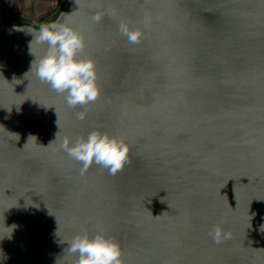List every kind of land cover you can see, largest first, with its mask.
Returning a JSON list of instances; mask_svg holds the SVG:
<instances>
[{
    "label": "water",
    "instance_id": "1",
    "mask_svg": "<svg viewBox=\"0 0 264 264\" xmlns=\"http://www.w3.org/2000/svg\"><path fill=\"white\" fill-rule=\"evenodd\" d=\"M64 18L100 74L83 107L31 71L39 27L0 12V264H75L69 242L98 230L126 264H264V0H65ZM122 21L150 23L141 43ZM97 128L133 146L114 176L59 148Z\"/></svg>",
    "mask_w": 264,
    "mask_h": 264
},
{
    "label": "clouds",
    "instance_id": "2",
    "mask_svg": "<svg viewBox=\"0 0 264 264\" xmlns=\"http://www.w3.org/2000/svg\"><path fill=\"white\" fill-rule=\"evenodd\" d=\"M105 14L115 15V9L97 12L91 19L99 22ZM149 27L148 21L142 27L122 21L119 32L129 44L135 45L141 43L145 29ZM27 31L34 36L29 45L31 53L33 43L47 45L46 52L33 62L31 71L34 69L38 79L54 92L64 95L68 107L87 106L101 97L103 89L97 61L91 55H84L88 36L83 26L64 18L41 25L38 32L30 28ZM86 113L87 108L78 112L77 119L83 120ZM132 147L126 137L100 128L75 141L65 137L59 145L60 150L82 166V174L95 164L113 176L130 162ZM261 231H264V225H261ZM209 236L214 243L220 244L231 239L232 233L226 231L221 222L210 229ZM68 251L78 254L75 264H126L120 242L103 230L94 235L88 232L77 234L69 242Z\"/></svg>",
    "mask_w": 264,
    "mask_h": 264
},
{
    "label": "crops",
    "instance_id": "3",
    "mask_svg": "<svg viewBox=\"0 0 264 264\" xmlns=\"http://www.w3.org/2000/svg\"><path fill=\"white\" fill-rule=\"evenodd\" d=\"M62 0H2L0 12L11 20L38 25L58 12ZM15 23V22H14Z\"/></svg>",
    "mask_w": 264,
    "mask_h": 264
},
{
    "label": "flooded vegetation",
    "instance_id": "4",
    "mask_svg": "<svg viewBox=\"0 0 264 264\" xmlns=\"http://www.w3.org/2000/svg\"><path fill=\"white\" fill-rule=\"evenodd\" d=\"M63 1H65V0H62V1H61V4H62V5L64 4ZM54 15H55V16H54ZM57 15H58V12H56L55 14H53V17H52L51 19H49V20H47V21H44V22L38 24L37 26L40 27L41 25H43V24H45V23H50V22L55 21ZM7 22H8L9 24H11V25L13 24L12 22H10V20H9V21L7 20ZM24 24H25V23H24ZM19 25H23V24H19Z\"/></svg>",
    "mask_w": 264,
    "mask_h": 264
},
{
    "label": "rangeland",
    "instance_id": "5",
    "mask_svg": "<svg viewBox=\"0 0 264 264\" xmlns=\"http://www.w3.org/2000/svg\"><path fill=\"white\" fill-rule=\"evenodd\" d=\"M0 1H2V0H0ZM63 2H65V1H63ZM60 4H61V2H60ZM61 6H62V4H61ZM61 6L59 7L58 13L60 12V9L62 8ZM5 18H6V20H8V21L10 20L12 22V20L9 17L5 16ZM20 23H22V21Z\"/></svg>",
    "mask_w": 264,
    "mask_h": 264
},
{
    "label": "trees",
    "instance_id": "6",
    "mask_svg": "<svg viewBox=\"0 0 264 264\" xmlns=\"http://www.w3.org/2000/svg\"><path fill=\"white\" fill-rule=\"evenodd\" d=\"M62 7H63V5H62ZM62 10V8L60 9V11ZM11 22V21H10ZM15 22V23H14ZM12 23L13 24H23V23H20V21L19 20H12Z\"/></svg>",
    "mask_w": 264,
    "mask_h": 264
},
{
    "label": "built area",
    "instance_id": "7",
    "mask_svg": "<svg viewBox=\"0 0 264 264\" xmlns=\"http://www.w3.org/2000/svg\"><path fill=\"white\" fill-rule=\"evenodd\" d=\"M61 6V4L59 5V7ZM62 7V6H61Z\"/></svg>",
    "mask_w": 264,
    "mask_h": 264
}]
</instances>
